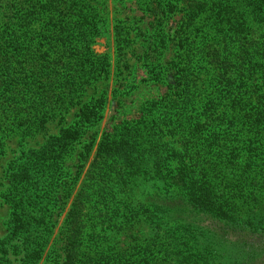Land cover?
<instances>
[{
	"label": "trees",
	"instance_id": "16d2710c",
	"mask_svg": "<svg viewBox=\"0 0 264 264\" xmlns=\"http://www.w3.org/2000/svg\"><path fill=\"white\" fill-rule=\"evenodd\" d=\"M148 4L162 13L183 11L179 28L169 35L156 33L154 45L143 53L147 57L150 51L156 60L146 67L148 78L164 82L166 92L147 104L148 117L140 126L114 124L91 165L100 175L110 170L139 175L144 166L161 167L167 161L163 147L169 142L189 153L188 162L177 160L176 173L157 176L165 191L159 206L145 214L153 239L159 240L157 259L142 245L126 263L119 255L82 245L88 191H73L93 142L83 150L77 144L82 132L101 119L105 91L87 100L80 91L108 72L106 57L92 49L99 12L89 0H0V154L11 134L18 133L20 143L28 133L45 130L46 121L59 111L78 105L80 112L73 124L45 134L37 149L21 150L8 166L4 201L9 219L0 239V263L37 264L71 195L59 232L61 264H227L236 254L233 264H252L259 257L247 243L253 236L264 240V212L257 206L258 196L264 200V175L247 171L264 157V0H237L232 7H216L209 0ZM203 11L220 16L210 23L214 28L226 26L218 33L224 47L211 41V31L194 39L181 32ZM166 38L174 42L169 69L160 63ZM235 125H240L239 135L233 133ZM220 128L217 135L208 131ZM157 131L172 139L160 142ZM148 136L159 143L154 151ZM129 214L131 221L140 217ZM202 220L210 222L200 225ZM226 235L237 239L227 241Z\"/></svg>",
	"mask_w": 264,
	"mask_h": 264
},
{
	"label": "rangeland",
	"instance_id": "374dc122",
	"mask_svg": "<svg viewBox=\"0 0 264 264\" xmlns=\"http://www.w3.org/2000/svg\"><path fill=\"white\" fill-rule=\"evenodd\" d=\"M89 1L97 9L100 16V30L94 37L92 49L97 55L106 57L108 72L105 78L98 76L91 79L90 84H87L85 89L80 91V96L83 100H87L91 96L95 97L105 91V104L101 119L98 123L82 132L80 142L77 144V149H82L85 143L93 142L83 166L81 165L80 175L73 191V194L79 188L82 191L86 188L88 191L86 194L87 198H84L85 195L83 197L86 205L84 211L86 217L83 220L85 221V234L82 245L87 251L110 252L113 253L112 256L119 255L117 259H121L125 263L128 258L136 257L133 253L137 252L138 246L141 247L142 245L146 246L147 255L149 254L148 251H151L150 257L153 256L154 259H157L159 240L153 239L152 232L149 230L151 224L150 222L146 223L145 214L159 206V195H162L165 191L159 188L157 176L170 177L173 173H176L178 171L177 160L182 158L185 159V162H188L189 153L186 149L181 150L176 143L169 142L172 138L165 136L166 133L164 131H157L156 137L160 139V142H169L168 148L163 147V155L167 156V161H164L161 167L155 164L146 165L139 175L131 174L126 176L127 171H124V175H121L122 172L118 170H110L108 173L100 175L96 173V166L91 164L93 159H95L98 144L105 134L112 131L114 124L128 122L136 127L140 126L144 122V118L148 117L147 114L149 112L146 114V108L149 105L147 104L159 99L166 92L164 82H157L148 78L146 67L153 66L156 60L151 56L150 51V56L147 54V57H144L143 53L148 51L147 48L150 45H154L153 38L156 33L162 31L164 34L169 35L179 28L181 25L179 20L181 15H183V11L162 13L159 9L153 10L151 8L152 5L148 4L151 0ZM199 1L208 2V0ZM209 1L217 4L216 7H220V5L232 7L237 0ZM210 16L211 14H208V11L201 12L194 21L190 20L187 22L188 26L181 28V32L183 34L189 33L191 38L194 39L199 35L207 34L205 33L207 31H211V34L215 36L211 41L215 44L217 43L216 46L224 47V40L219 37L218 33H224L226 26L214 28V25L212 26L210 23L220 18V16L217 14ZM226 18L232 17L230 15ZM118 27H120L119 37L116 36V28ZM119 39L120 41H118ZM167 39L168 41L164 45V54L160 59L164 69L170 68V61H172L173 56L174 42L171 41V38ZM118 43L121 46H118ZM226 43L229 46L232 44L231 40H226ZM193 46L198 48L200 45L195 41ZM230 111L231 109L228 110V113ZM79 114L78 105L69 106L67 110H61L48 119L44 125L45 130L28 133L20 143L18 142L21 136L18 133L11 134L8 136L10 138L6 137V140L3 141L4 146L2 154H0V239L7 231L9 219V207L4 201V195L8 187L6 174L8 166L18 157L21 150L37 149L43 143L45 134H56L60 127L64 128L73 124L78 119ZM239 127L240 125H235L233 128L235 135L240 134ZM222 129H208V131L217 135L222 132ZM148 137L150 139L148 143L151 144V150L154 151L153 147L158 148L159 143L154 136ZM175 147L176 150H173ZM261 158L263 161L257 160L253 168L248 169L247 172L250 173V176L258 177L264 175V157ZM71 161L72 157L66 162V165H71ZM242 165L244 163H241ZM159 171H161V174H159ZM94 179L99 181L91 185L90 183ZM254 187L259 189L257 186ZM262 192L264 197V190ZM72 199L73 195L67 200L63 212L58 216L51 239L37 264H61L63 251H61L62 241L59 240V232L63 230L64 218ZM258 200L257 206L261 207L264 212V200L259 198V196ZM128 210L131 213L138 212L140 217L131 221L132 215H127ZM209 222L202 220L200 225H206ZM209 227H214V225ZM225 238L227 241H235V236L233 238L232 235H226ZM248 242L247 249L249 252L253 251L254 256L259 257L257 259L247 257L246 260L250 261L253 259L252 264H264V246L258 247V245H263L264 240L253 236ZM207 243L211 242L206 241ZM242 244L240 243V245ZM213 245L211 246L212 249ZM223 246L228 245L223 244ZM140 253L142 254L141 250ZM236 256L238 254L234 255V257ZM234 257L231 256L227 260V264H233ZM0 264L9 263L2 262ZM12 264H16V262H12Z\"/></svg>",
	"mask_w": 264,
	"mask_h": 264
}]
</instances>
